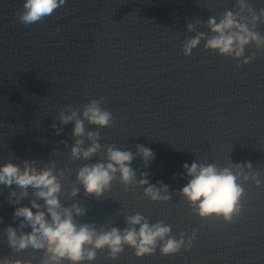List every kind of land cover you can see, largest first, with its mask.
<instances>
[{
    "label": "clouds",
    "instance_id": "obj_1",
    "mask_svg": "<svg viewBox=\"0 0 264 264\" xmlns=\"http://www.w3.org/2000/svg\"><path fill=\"white\" fill-rule=\"evenodd\" d=\"M66 2L23 0L16 19L25 27L40 23ZM261 26H264V7L257 10L251 0H235L234 8L218 17L186 23L187 32L194 35L183 40L182 55L191 57L203 43L204 50L230 58L237 67L248 65L264 55ZM200 27H206L207 31H199ZM107 103L106 97H99L79 108L65 104L51 125L57 130L55 135H59L64 125L72 124L70 135L74 142L69 159L82 162L76 169L75 183L67 192L63 183L66 169L58 168L56 159L43 161L42 166L34 159H25L19 164L9 159L0 164V186L10 189L8 201L14 205H20L26 198L30 201V206L15 207L13 219L19 220V224L16 227L10 224L4 229L5 243L11 252L32 249L39 253V264H92L99 252H106L110 260L118 259L125 247L133 249L137 258L154 255L157 249L162 255H172L193 247L198 229L174 236L170 224L164 220L150 222V216L139 212L124 216L123 229L113 224L98 227L94 223H81L87 214L83 202L76 199L81 189L86 197L100 200L118 182L126 191L130 187L142 189L143 197L153 203L173 199L169 185L150 183L146 171L140 172L138 178L137 170L132 167L135 159H140L144 168L149 167L155 158L150 148L137 144L132 152L116 144L101 143L104 139L101 130L116 126L113 113L104 107ZM64 144L69 147L67 141ZM56 153L61 154L59 150ZM93 158L97 162L89 163ZM183 169L188 181L176 193L200 219L216 217L226 224L233 223L243 210L245 185L264 184L261 179L264 174L254 170L251 161L233 163L229 156L223 165L195 159L191 164L184 163ZM65 192L66 198H62ZM26 228L31 230L25 231ZM0 264H33V260L5 256L0 257Z\"/></svg>",
    "mask_w": 264,
    "mask_h": 264
}]
</instances>
